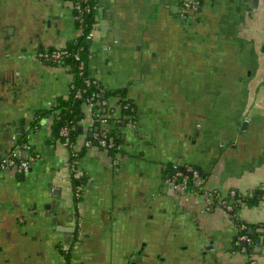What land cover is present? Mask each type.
<instances>
[{
    "label": "crops",
    "instance_id": "0c3cea01",
    "mask_svg": "<svg viewBox=\"0 0 264 264\" xmlns=\"http://www.w3.org/2000/svg\"><path fill=\"white\" fill-rule=\"evenodd\" d=\"M185 1L98 0L90 74L125 90L135 127H119L116 155L84 148L75 198L53 113L36 117L69 93V71L38 53L79 35L72 0H0V153L25 135L36 157L23 176L0 172V264H66L65 245L74 264H162L158 249L191 242L205 264H264V238L233 251L231 216L171 176L190 164L209 191L264 187V0ZM90 121L85 109L80 138ZM240 213L264 227V196Z\"/></svg>",
    "mask_w": 264,
    "mask_h": 264
},
{
    "label": "trees",
    "instance_id": "16d2710c",
    "mask_svg": "<svg viewBox=\"0 0 264 264\" xmlns=\"http://www.w3.org/2000/svg\"><path fill=\"white\" fill-rule=\"evenodd\" d=\"M75 1V0H72ZM89 4L91 6H97V9L99 7L98 0H89ZM97 11H86L82 14H80L82 18V22H79L76 20V25L80 26L82 28V32L80 35L75 37L74 39L67 42L64 49L70 52L69 56H65L62 58L61 63H55L49 60H46L44 58L43 61L45 63H48L52 66H61L65 67L69 73L71 74V82H70V89L69 93L66 96H57L56 100L51 104L49 108L40 110L36 117L43 116V114L47 113H53L54 118V127L56 129L57 134L60 135V131L63 127H66L69 130V136H70V142L66 144V147L68 148L70 159H69V168L71 169L72 166L77 167V160L84 151V148H81L80 150L74 149V146L78 143V140L84 134L83 130V123L82 120L85 115L84 106L87 103V100L95 96L96 94H99V97L95 99L99 100H107L108 105H99L96 104L93 108V110L100 115L111 113V118L109 121L108 129L106 130L108 136H111L115 139L116 144L119 146L122 143V139L120 134L117 132L119 127L122 125V123L127 120L126 116L133 115L134 119V107L133 103L127 99L126 93L124 89H117V90H109L105 89L103 86H101L100 83H95V77L91 76L90 74V67H89V58L91 55V44H88L87 35L92 30L93 24L98 22L97 17ZM57 47H49L44 50H41L42 52H50L52 53L54 50H56ZM63 49V48H61ZM39 51V52H41ZM75 53H78L81 57V59L84 62V70L81 72L79 71V61H76L73 57ZM88 78L91 80L90 83L87 82ZM80 92V95L77 93ZM133 108L132 111L130 109ZM114 111H110V110ZM115 120V121H114ZM112 124V126H110ZM96 125L99 127L98 130L101 129L100 122H96ZM89 138L92 137L91 134H87ZM62 141H64V138L61 137ZM27 142L25 141V135H21L16 140V145H26ZM112 155H116L121 151V149L112 148L109 150ZM178 171L184 172V166L185 164H179ZM194 168H197L196 166L192 165ZM198 169V168H197ZM199 172L200 169H198ZM189 175V193L190 192H197V194L203 195L206 192L212 193V191H209L205 188V180L204 183H202L203 187H197L194 186L192 183V176L189 173H186ZM85 177L78 173L70 171L69 174V180L70 183L74 189V195L75 198H78L77 195H80V187L84 183ZM231 191H234V195L231 194ZM229 191L222 199L215 198L213 199V202L211 203V208L214 207H222V209L226 210V205H231L232 210H226V212L231 216L235 226H236V234L233 241V251H239L242 253H245L247 256L254 255V248L255 246H258L262 239L264 238V227H261L257 224L248 223L245 220L241 218V209L244 206H257L261 199L264 196V187L262 185L257 186L253 188L249 192H241L239 190H231ZM241 235H246L249 239H251V243L243 244L240 242V244H236L239 237ZM79 239H75L74 241H78ZM148 246V245H147ZM172 246V250L169 249V247H165L163 250L158 249L157 251H160V256L158 257L160 262L162 264H171V259L174 258V260L178 261V264H205V257H203L202 249H199V247L196 244L188 243L177 246L176 244L170 245ZM150 247V246H149ZM153 247V248H152ZM245 248V251H242V248ZM148 248H146L147 250ZM154 246H151V249L149 248V251L146 252L147 255H150L154 250ZM171 250V251H170ZM172 254V255H171ZM66 263L74 264L72 262V253H64ZM170 255V256H169ZM207 264V262H206ZM246 264H256L253 263V260L250 258Z\"/></svg>",
    "mask_w": 264,
    "mask_h": 264
},
{
    "label": "built area",
    "instance_id": "2783aa9c",
    "mask_svg": "<svg viewBox=\"0 0 264 264\" xmlns=\"http://www.w3.org/2000/svg\"><path fill=\"white\" fill-rule=\"evenodd\" d=\"M184 9L187 11L189 9H195L197 8V5L194 1H185L184 2ZM72 7H73V11H74V17H75V21L78 20L79 22H82V18L80 16V14L86 12V11H97V6H91L89 4V0H75L72 1ZM184 10V11H185ZM98 27V22L93 24L92 30L88 33L87 35V39L88 40H93L94 38V32ZM79 29V35L82 32V28L81 25L78 26ZM65 47V46H64ZM64 47H58L56 50H54L52 53L50 52H39L38 53V57L43 60L42 58L55 62V63H61L62 58H64L65 56H69L70 52L67 51L66 49H64ZM63 48V49H61ZM74 59L76 61H79V71H83L84 70V62L81 59L80 55L78 53H75L73 55ZM72 77V76H71ZM90 79L88 78L87 82L90 83ZM95 83H100L99 80L97 78H95L94 80ZM70 87V85H69ZM78 95H80V92L77 93ZM99 97V94H96L95 96L90 97L87 100V103L85 105L86 109L89 110L90 112V125H91V135L92 137L89 138L88 136H85L83 138H80L78 140V143L74 146V149L76 150H80L81 148H90L94 145H97L103 149H105L106 151L110 152L109 150L112 148H117V149H121V145H117L115 142V139L111 136H108L106 130L108 129V125H109V121L111 118V113L108 114H104V115H100L99 113L95 112L93 110L94 106L96 104L99 105H108V101L107 100H99V99H95ZM133 108L130 109V111H132ZM110 111H114L113 109ZM127 120L129 119V122L132 124L133 127H135V122L133 119V115L130 116H126ZM112 119V118H111ZM83 121V120H82ZM100 122L101 125V129H99V127L96 125V122ZM115 121V120H114ZM83 123V122H82ZM60 135L61 137L64 138V144H68L70 142V136H69V130L66 127H63L60 131ZM16 138V137H14ZM27 148V145H16L14 146L11 150H9L8 152L5 153H0V172H16V173H23L25 171H28L30 169L31 166V162H34L36 160L35 156H28V157H24L22 155V152L24 151V149ZM111 153V152H110ZM72 171L75 172L76 174H78V169L76 166H72ZM179 166L175 165L172 169V182L173 184H175L174 186L178 188V190H180L182 193H189L188 187H189V175H187L186 173H189L192 176V183L194 186L197 187H201L204 183V180L201 176V172H199V170L197 168H194L192 165L190 164H186L184 166V172L178 171ZM203 187V186H202ZM193 194H197V192H190ZM234 191H231V194L234 195ZM205 202L207 204V206H211V203L213 202L214 197L218 198V199H222L225 195L220 192L218 189H214L212 193L206 192L205 194H203ZM214 196V197H213ZM226 210H232V206L231 205H226ZM240 242H242L243 244H247V243H251V239H249L246 235H241L238 239V241L236 242V244H240ZM64 250V253H69L70 251V246L69 245H65L62 247ZM242 251H245V248H242ZM253 263H255V261H253ZM69 264V263H66Z\"/></svg>",
    "mask_w": 264,
    "mask_h": 264
},
{
    "label": "water",
    "instance_id": "95a60500",
    "mask_svg": "<svg viewBox=\"0 0 264 264\" xmlns=\"http://www.w3.org/2000/svg\"><path fill=\"white\" fill-rule=\"evenodd\" d=\"M198 10V6H197V8H195V9H192V11L191 12H195V11H197ZM88 41V44H91L92 43V40H87ZM246 122L247 121H244V125L246 124ZM22 174V175H21ZM20 176H23V173H20ZM214 247H216V249L218 248V246H217V244L216 243H212V245L210 244V245H206L205 246V248L206 249H213Z\"/></svg>",
    "mask_w": 264,
    "mask_h": 264
},
{
    "label": "flooded vegetation",
    "instance_id": "af4514ba",
    "mask_svg": "<svg viewBox=\"0 0 264 264\" xmlns=\"http://www.w3.org/2000/svg\"><path fill=\"white\" fill-rule=\"evenodd\" d=\"M76 243H78V241H76L73 245H75ZM149 246H150V244H149ZM72 247H73V246H72ZM147 248L149 249L150 247H147ZM71 250H72V248L70 247V251H69V253H72Z\"/></svg>",
    "mask_w": 264,
    "mask_h": 264
},
{
    "label": "rangeland",
    "instance_id": "374dc122",
    "mask_svg": "<svg viewBox=\"0 0 264 264\" xmlns=\"http://www.w3.org/2000/svg\"><path fill=\"white\" fill-rule=\"evenodd\" d=\"M86 109V107L84 106V110Z\"/></svg>",
    "mask_w": 264,
    "mask_h": 264
}]
</instances>
